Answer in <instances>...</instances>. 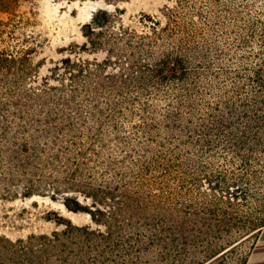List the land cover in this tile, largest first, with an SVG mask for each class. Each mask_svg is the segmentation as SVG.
Returning a JSON list of instances; mask_svg holds the SVG:
<instances>
[{
    "label": "trees",
    "instance_id": "1",
    "mask_svg": "<svg viewBox=\"0 0 264 264\" xmlns=\"http://www.w3.org/2000/svg\"><path fill=\"white\" fill-rule=\"evenodd\" d=\"M186 1L176 0L166 24L157 28L154 22L149 34L114 25L104 9L82 26L90 50L106 53L94 65L122 69L104 70L91 87V64L74 63L71 91L92 104L100 92L107 97V108L90 112L100 127L135 115L132 104L142 96L134 128L144 139L131 143L133 155L125 150L100 172L75 162L68 173L72 183L96 184L90 196L105 207L88 213L104 231L68 222L48 234L2 237L0 264H246L253 242L247 251L244 244L264 227V14L252 17L247 3L204 0V7H193L204 25L195 27L192 18L181 20ZM28 2L33 0H0V36L13 37L19 8ZM30 53L0 48V138L33 130V142L59 144L53 133L74 131L70 123L51 126L22 108L58 89L46 81L45 88H30ZM158 99L163 106L152 103ZM72 102L81 119L82 105ZM111 127L119 130L116 123ZM86 137L92 157L100 154L94 145L107 147L103 133ZM69 143L75 145L74 139ZM2 146L0 157L16 153ZM77 152L89 159L85 150ZM200 180L207 192L198 188Z\"/></svg>",
    "mask_w": 264,
    "mask_h": 264
},
{
    "label": "rangeland",
    "instance_id": "2",
    "mask_svg": "<svg viewBox=\"0 0 264 264\" xmlns=\"http://www.w3.org/2000/svg\"><path fill=\"white\" fill-rule=\"evenodd\" d=\"M233 2L238 5L247 3V12H250L252 17L259 11L264 14V0ZM175 4L176 0H33L32 3L21 5L20 16L17 18L21 24L13 37L0 36V48L30 49V64L34 70L33 76L27 81L30 88H45L43 81L58 88L53 92L55 96L49 99L41 98L40 101H26L22 108L31 112L29 117L50 121L51 126H63L68 122L74 131L63 136L53 133L62 140L59 144L33 142V137L38 134L33 130H30L29 134L14 131L5 142L0 138V148H3V143L7 149L16 151L15 154L7 153V158L6 153L0 157V238L13 241L24 239L30 234H48L53 230L63 229L68 222L104 231V225L93 221L88 213V210H94L95 206L100 209L105 207L94 203L90 196L96 184L90 187L78 181L72 183L68 173L75 162H81V165L93 167L95 171L100 172L106 160L121 159V155L126 153L125 150V155H133L131 149H134V146L131 143L135 144L144 139L143 135L135 134L134 128L139 122L140 101L144 98L139 96L138 102L132 104L135 115L126 118L116 116L115 120L100 127L96 117L90 115V112L95 106L107 108L108 99L100 92L92 104L85 101L81 93L71 91L74 83L70 79V72L77 74V67L70 66L74 63L89 62L92 72L89 80L91 87L95 82L103 80L104 70L118 74L122 67L117 69L116 66H109L112 65L109 63L101 69L94 65L104 62L106 53L104 50H90L85 44L82 26L90 21L92 13L97 9H104L110 14L114 25L122 24L138 34H149L154 22L157 23V28L166 24L170 10ZM203 5L204 0H187L182 8L181 20L188 21L192 18L195 27H203L202 20L193 12V7L200 9L205 6ZM115 8L118 10L115 11ZM64 59H69V62ZM111 98L118 99L116 96ZM72 101L82 105L81 119L77 116L75 103ZM152 103L156 107L163 106L159 99L153 100ZM112 123H116L119 130L111 127ZM102 133L107 136V147L99 149V144L94 145L100 154L92 157L91 152L88 153L92 145L86 135L95 136ZM72 138L75 145L69 143ZM152 149H155V145ZM82 150L89 155V159L86 160L77 154V151ZM16 167L19 170H15ZM95 177H99L98 174H95ZM201 184L203 185L200 180V191L207 192L206 183L200 187ZM170 185L175 186L172 182ZM154 191L160 193L158 188H154ZM94 216L97 219H105L97 211H94ZM252 242L246 264H264V227L255 239L245 242L244 250L247 251ZM199 248L205 249L202 246ZM150 263L157 264L153 260H150Z\"/></svg>",
    "mask_w": 264,
    "mask_h": 264
}]
</instances>
